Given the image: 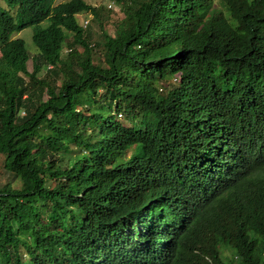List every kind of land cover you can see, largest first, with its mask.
Segmentation results:
<instances>
[{
    "label": "trees",
    "instance_id": "obj_1",
    "mask_svg": "<svg viewBox=\"0 0 264 264\" xmlns=\"http://www.w3.org/2000/svg\"><path fill=\"white\" fill-rule=\"evenodd\" d=\"M56 1L0 0V264H264V0Z\"/></svg>",
    "mask_w": 264,
    "mask_h": 264
},
{
    "label": "rangeland",
    "instance_id": "obj_2",
    "mask_svg": "<svg viewBox=\"0 0 264 264\" xmlns=\"http://www.w3.org/2000/svg\"><path fill=\"white\" fill-rule=\"evenodd\" d=\"M68 0H57L56 3L60 4L63 2H66ZM87 4H91L97 7H102L103 8V16L102 18L107 15V11L110 13L109 15L111 16L112 21L115 23V21L118 18H122L124 15L123 13L120 11V8L115 5L111 0H84ZM2 5H4L3 2H0ZM5 6V5H4ZM106 9V10H105ZM88 16V17H87ZM85 20H91L90 21V32H91V36L94 39V42H98L99 40H101L100 38L102 37V32L101 31V27L98 21H93L92 17L89 14H85V15H81L79 17V23H82ZM110 21L108 23L105 24L106 29H108L109 34L113 35L115 33V24ZM48 22H44L42 27H45L47 25ZM33 30L34 28H28L23 30L22 32L16 34V38H21L25 41L26 46L28 51L30 52L31 57H34L37 53H38V49L36 48L34 42H33ZM82 49L80 48L79 51H81ZM68 52V49L64 48V54H66ZM98 56H100V52L97 53L95 55L96 59L95 61H97ZM33 69V63L32 61L29 63V70L32 71ZM121 116H119L120 118ZM120 120L122 121L123 119L120 118ZM3 165V158H0V167ZM12 180V175L7 172L6 170H3L0 168V186L5 185L6 183H8L9 181Z\"/></svg>",
    "mask_w": 264,
    "mask_h": 264
},
{
    "label": "clouds",
    "instance_id": "obj_3",
    "mask_svg": "<svg viewBox=\"0 0 264 264\" xmlns=\"http://www.w3.org/2000/svg\"><path fill=\"white\" fill-rule=\"evenodd\" d=\"M114 3V2H113ZM57 4V3H56ZM89 5H91V4H89ZM92 6H94V5H92ZM95 7H97V6H95ZM98 9H102V7H97ZM82 15H85V14H82ZM81 15H79L78 16V20H79V17H80ZM91 16V15H90ZM92 17V16H91ZM90 21L91 20H85V21H83L81 24H83L84 25V27H87L88 25H90Z\"/></svg>",
    "mask_w": 264,
    "mask_h": 264
}]
</instances>
